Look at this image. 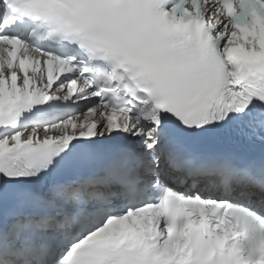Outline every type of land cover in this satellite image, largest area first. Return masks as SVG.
I'll return each instance as SVG.
<instances>
[{"label": "snow or ice", "instance_id": "1", "mask_svg": "<svg viewBox=\"0 0 264 264\" xmlns=\"http://www.w3.org/2000/svg\"><path fill=\"white\" fill-rule=\"evenodd\" d=\"M0 264H264V0H0Z\"/></svg>", "mask_w": 264, "mask_h": 264}]
</instances>
